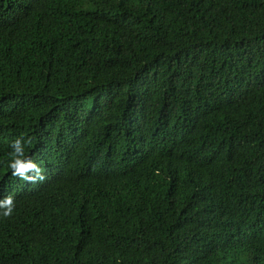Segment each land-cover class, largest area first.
Returning a JSON list of instances; mask_svg holds the SVG:
<instances>
[{
  "label": "trees",
  "instance_id": "obj_1",
  "mask_svg": "<svg viewBox=\"0 0 264 264\" xmlns=\"http://www.w3.org/2000/svg\"><path fill=\"white\" fill-rule=\"evenodd\" d=\"M8 195L0 264H264V0H0Z\"/></svg>",
  "mask_w": 264,
  "mask_h": 264
},
{
  "label": "clouds",
  "instance_id": "obj_2",
  "mask_svg": "<svg viewBox=\"0 0 264 264\" xmlns=\"http://www.w3.org/2000/svg\"><path fill=\"white\" fill-rule=\"evenodd\" d=\"M31 143L30 140L24 141L18 138L12 142V152L7 167L11 170L13 177H18L30 184L43 182L46 179L45 170L34 162L30 157L25 155L24 144ZM15 208L14 198L11 195L0 199V215L10 217Z\"/></svg>",
  "mask_w": 264,
  "mask_h": 264
}]
</instances>
